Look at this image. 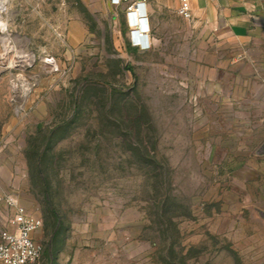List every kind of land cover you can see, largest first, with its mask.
Wrapping results in <instances>:
<instances>
[{
    "label": "rangeland",
    "instance_id": "374dc122",
    "mask_svg": "<svg viewBox=\"0 0 264 264\" xmlns=\"http://www.w3.org/2000/svg\"><path fill=\"white\" fill-rule=\"evenodd\" d=\"M147 5L143 50L126 5L11 0L36 65L0 58V234L14 194L37 264H264V15L244 43Z\"/></svg>",
    "mask_w": 264,
    "mask_h": 264
},
{
    "label": "built area",
    "instance_id": "2783aa9c",
    "mask_svg": "<svg viewBox=\"0 0 264 264\" xmlns=\"http://www.w3.org/2000/svg\"><path fill=\"white\" fill-rule=\"evenodd\" d=\"M149 0H112L115 5H126L127 12L132 16L134 26L132 31L135 33V47L148 49V38L150 34L149 19L147 16V4ZM11 0H0V19L7 15ZM178 13L187 20L193 19L191 0H179ZM6 25V24H5ZM7 35V26L5 32H0V48L3 54L0 55L4 61L9 58L23 69L29 70L36 65L35 56L18 52L16 46L8 38L2 40L1 36ZM50 72H58L59 68L52 57L46 58ZM16 85V84H15ZM14 85L16 89L17 85ZM23 84L22 90L27 95L30 90L28 84ZM4 204L11 211L10 227L0 234V264H37L40 260L43 247L36 242L33 235L42 228L43 222L40 218L30 214L28 210L20 203L19 198L14 194L4 197Z\"/></svg>",
    "mask_w": 264,
    "mask_h": 264
},
{
    "label": "crops",
    "instance_id": "0c3cea01",
    "mask_svg": "<svg viewBox=\"0 0 264 264\" xmlns=\"http://www.w3.org/2000/svg\"><path fill=\"white\" fill-rule=\"evenodd\" d=\"M158 1L161 9H170L172 13L186 21H192L196 17L205 18V21L214 27L223 17L229 34L235 40L244 43L251 38L255 21L264 15V0H191L193 19L187 20L178 13L179 0ZM166 1H170L171 4L167 5ZM147 11L150 24H154L155 16L151 5H147Z\"/></svg>",
    "mask_w": 264,
    "mask_h": 264
},
{
    "label": "bare ground",
    "instance_id": "6f19581e",
    "mask_svg": "<svg viewBox=\"0 0 264 264\" xmlns=\"http://www.w3.org/2000/svg\"><path fill=\"white\" fill-rule=\"evenodd\" d=\"M5 23L3 22V20L2 19H0V32H5ZM9 38V37H8ZM7 38V39H8Z\"/></svg>",
    "mask_w": 264,
    "mask_h": 264
}]
</instances>
